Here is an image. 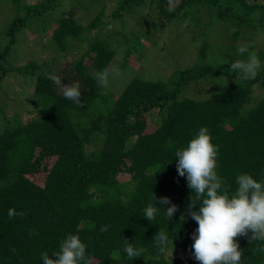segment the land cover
Segmentation results:
<instances>
[{
	"label": "trees",
	"instance_id": "1",
	"mask_svg": "<svg viewBox=\"0 0 264 264\" xmlns=\"http://www.w3.org/2000/svg\"><path fill=\"white\" fill-rule=\"evenodd\" d=\"M11 1L30 17L50 7L45 0ZM146 1L116 0L115 15L137 10ZM150 1L160 28L174 19L197 26L201 19L197 14L205 9L208 24L221 18L236 26L234 40L242 26L264 30V0H179L172 9L171 0ZM102 14L83 26L72 11H64L51 32L56 46L67 50L71 40L99 25ZM150 15L149 10L143 19ZM24 21L18 16L8 27L9 37L0 36V85L7 89L0 96V264H43L41 253L58 250L69 233L78 234L86 244L90 264H200L191 249L197 222L186 211L191 189L186 176L177 173L174 154L206 126L212 142L219 145L216 171L227 184L234 189L240 173L264 179V97L252 99L253 85L264 89V48L255 50L254 44L249 48L261 61L254 80H243L230 70L232 62L248 56L237 53L236 43L237 49L233 47L232 54L226 53L216 65L196 62L166 81L134 77L115 96L97 76L107 69L116 50L106 38H94L74 64L64 61L71 78L56 74L64 84L79 82L78 107L64 98L49 79L51 74L36 61L9 63L8 52ZM208 76L223 77L227 81L223 91L205 99L183 95L190 82ZM24 98L36 106L35 115L26 119L20 118L19 108ZM151 116L157 125L148 131ZM41 173L42 182L32 179ZM122 173L129 179L121 181ZM153 193L178 206L169 221L164 215L169 205L160 206L152 222L143 216ZM10 208L25 215L9 219ZM102 225L108 230L101 232ZM31 229L38 234L30 235ZM159 230L172 241L164 251L152 241ZM249 236L250 231L235 238L244 250L243 264H264V252L258 251L264 240L249 243ZM125 239L142 249L140 257L127 258Z\"/></svg>",
	"mask_w": 264,
	"mask_h": 264
},
{
	"label": "rangeland",
	"instance_id": "2",
	"mask_svg": "<svg viewBox=\"0 0 264 264\" xmlns=\"http://www.w3.org/2000/svg\"><path fill=\"white\" fill-rule=\"evenodd\" d=\"M36 1L23 0V3ZM45 1V5L49 4V9L42 15L30 17L23 10L18 11L11 0H0V36L7 37L9 25L18 16L25 18L22 28L16 30L15 43L8 52L9 63L19 66L33 60L51 75L63 73L66 79L71 78L73 75L68 70L70 66L66 68L64 61H69L70 65L74 64L73 62L88 48L92 39L106 38L116 52L103 72L107 74V84L105 85L101 79H98V82L115 96H118L134 77L166 81L173 72L192 67L196 62L204 61L216 65L226 53L232 54L233 47L237 49L236 43L240 46L254 44L255 50L264 48L262 28L242 26L234 40L232 32H235L236 26L226 23L221 18H214L208 24L210 15L205 9L197 14L201 18L197 26L193 24L194 22L183 26L186 20L177 22V19H174L160 28V20L155 17L157 9L150 0L137 10L131 12H125L127 9L121 10L120 17L115 15L116 0ZM178 2L179 0H171L168 8H174ZM69 10L83 26H87L98 14H103L96 28L86 29L79 37L71 40L67 50L62 51L56 46L51 32L62 13ZM149 10L151 15L143 19ZM226 85L227 81L223 77L208 76L200 81L190 82L183 95L205 99L213 92L223 91ZM252 88L254 101L264 97V89L260 84H255ZM24 89L27 90L28 87L25 86ZM5 91L0 85V96H5ZM19 108L22 111L20 118L26 119L30 115H35L36 106L30 105L26 98L22 104L19 103ZM156 125V117L151 116L148 131H152ZM43 178L44 173L32 176L38 183L42 182ZM119 178L125 181L129 179V175L122 173ZM185 264H190V261Z\"/></svg>",
	"mask_w": 264,
	"mask_h": 264
},
{
	"label": "clouds",
	"instance_id": "3",
	"mask_svg": "<svg viewBox=\"0 0 264 264\" xmlns=\"http://www.w3.org/2000/svg\"><path fill=\"white\" fill-rule=\"evenodd\" d=\"M185 21L183 26H187ZM250 44L237 49L243 56L248 53L246 60H236L230 64V70L237 72L243 80H254L261 70V61L256 52H249ZM107 84V74L97 76ZM51 79L61 88L65 99L81 106V86L79 82L62 83L58 75H50ZM212 135L206 126H202L188 141L187 146L178 148L174 156L177 157L176 170L179 176H186L187 185L191 189L186 211L197 222V228L192 234L191 246L194 258L200 264H243V249L239 247L238 236H248L249 243L264 240V179L257 180L249 173H240L235 177V188L227 184L216 169L219 145L212 142ZM199 207L193 210L196 205ZM164 205H169L167 208ZM165 209L164 215L169 221L178 206L167 196L159 199L153 193L151 202L144 209V217L152 222L160 211ZM25 212L10 208L8 217H23ZM184 217V213H181ZM185 218V217H184ZM108 230L102 225L101 232ZM30 235H36L35 229L29 230ZM153 243L158 250L164 251L172 243L169 234L159 230L153 237ZM14 251V250H13ZM127 258L140 257L142 249L124 240ZM264 252V247L258 249ZM55 257V258H53ZM43 264H90L87 246L78 234H67L59 242L58 250L50 255L41 253Z\"/></svg>",
	"mask_w": 264,
	"mask_h": 264
}]
</instances>
